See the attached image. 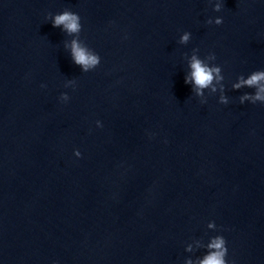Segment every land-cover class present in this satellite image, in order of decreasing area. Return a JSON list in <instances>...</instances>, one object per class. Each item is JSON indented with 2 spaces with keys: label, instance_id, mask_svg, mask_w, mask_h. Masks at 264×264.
<instances>
[{
  "label": "clouds",
  "instance_id": "9594fccd",
  "mask_svg": "<svg viewBox=\"0 0 264 264\" xmlns=\"http://www.w3.org/2000/svg\"><path fill=\"white\" fill-rule=\"evenodd\" d=\"M211 3L212 0H209ZM221 3L220 0L214 4V11L219 12L221 10ZM223 20L220 17L213 19H209L207 21L208 24L215 23L216 25L222 24ZM53 27H63V30L66 31L68 34L78 33L81 29L80 25V17L78 14L73 13L71 11L65 10L60 14L55 15L52 18ZM189 39V33L185 32V34L181 37V42L186 43ZM72 57L76 64L80 65L85 71H87L90 67L95 66L98 63V58L94 55L88 53V51L81 47L80 44L76 41H72L71 45ZM191 67V81L194 83L197 94L202 95V90L204 88H208L212 85L214 78L219 79V68H211L205 65L200 59L196 56H193L190 63ZM215 74V76H214ZM264 81V72H257L254 73L249 79L241 80L240 83L234 85V87L239 88L243 85L251 86H258V91L256 92L255 96H248L245 95L243 99H251L253 103L255 101L260 100L264 101V84L260 82ZM188 79L186 78L185 83H188ZM43 87V85H42ZM215 91V88H213ZM221 102L226 103L224 97H221ZM79 156L80 153L77 152ZM213 225H209L212 227ZM211 251L208 256L201 262V264H226L225 256L227 254L226 248V240L223 236H217L212 240V242L208 245Z\"/></svg>",
  "mask_w": 264,
  "mask_h": 264
}]
</instances>
